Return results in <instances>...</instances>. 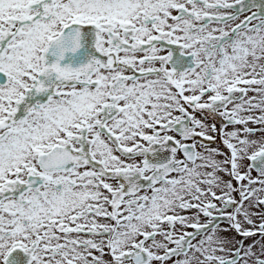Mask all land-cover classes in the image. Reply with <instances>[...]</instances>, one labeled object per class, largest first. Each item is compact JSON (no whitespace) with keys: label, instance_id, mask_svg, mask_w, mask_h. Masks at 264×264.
Listing matches in <instances>:
<instances>
[{"label":"snow or ice","instance_id":"6c2138e0","mask_svg":"<svg viewBox=\"0 0 264 264\" xmlns=\"http://www.w3.org/2000/svg\"><path fill=\"white\" fill-rule=\"evenodd\" d=\"M0 264H264V0H0Z\"/></svg>","mask_w":264,"mask_h":264},{"label":"rangeland","instance_id":"374dc122","mask_svg":"<svg viewBox=\"0 0 264 264\" xmlns=\"http://www.w3.org/2000/svg\"><path fill=\"white\" fill-rule=\"evenodd\" d=\"M253 175H255V173H253ZM258 239V238H257Z\"/></svg>","mask_w":264,"mask_h":264}]
</instances>
